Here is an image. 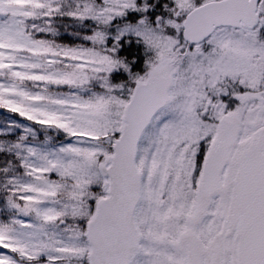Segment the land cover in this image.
<instances>
[{
  "label": "snow or ice",
  "instance_id": "6c2138e0",
  "mask_svg": "<svg viewBox=\"0 0 264 264\" xmlns=\"http://www.w3.org/2000/svg\"><path fill=\"white\" fill-rule=\"evenodd\" d=\"M0 264H264V0H0Z\"/></svg>",
  "mask_w": 264,
  "mask_h": 264
}]
</instances>
